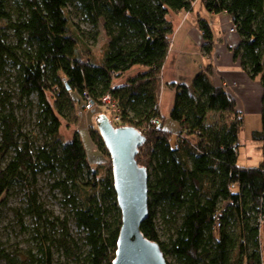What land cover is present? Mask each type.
Instances as JSON below:
<instances>
[{
  "label": "trees",
  "instance_id": "trees-1",
  "mask_svg": "<svg viewBox=\"0 0 264 264\" xmlns=\"http://www.w3.org/2000/svg\"><path fill=\"white\" fill-rule=\"evenodd\" d=\"M196 1L0 0V79L9 66L14 69L8 77L13 88L0 83V159L8 156L5 166L0 163V204L18 183L31 188L39 174L47 173L69 207L67 216L50 221L36 189L28 193L29 211L60 230L57 235L45 227L40 255L30 256L33 264H55L53 244L78 264L116 259L122 211L113 165L101 177L80 134L71 140L61 134L64 120L77 123L78 102L87 108L91 100L90 110H100L96 118L108 115L103 102L108 94L119 110L118 125L146 135L137 156L149 174V217L141 230L160 244L168 264H173L169 257L177 264H264V161L238 164L245 115L210 80L211 63L191 86L171 84L176 99L170 117L179 122L180 132L162 125V70L174 32L169 16L193 10ZM202 1L208 12L231 16L242 39L235 56L264 87V0ZM71 7L93 28V40L102 25L108 41L101 58L83 44ZM199 24L210 56L213 30L206 19ZM137 67L140 71L124 85H114ZM17 106L36 110L39 134L24 130ZM212 112L221 115L217 123L209 121ZM90 135L111 158L98 126L90 128ZM252 136L264 147V108L262 129ZM70 220L84 237L72 236ZM0 259L14 262L1 242Z\"/></svg>",
  "mask_w": 264,
  "mask_h": 264
},
{
  "label": "rangeland",
  "instance_id": "rangeland-1",
  "mask_svg": "<svg viewBox=\"0 0 264 264\" xmlns=\"http://www.w3.org/2000/svg\"><path fill=\"white\" fill-rule=\"evenodd\" d=\"M203 6V1L197 3L198 6ZM71 19L78 24L79 33L83 44L88 47V49L97 57L101 58L105 45L108 41L106 33L100 25L99 37L97 40H93L91 35L94 33L93 28L77 14L74 7L70 8ZM12 41H15L14 38ZM14 69L12 66L7 68V74L1 76L0 83L6 89H12L9 82V78H12V73ZM133 71H128L124 75L116 78L114 80L115 86H122L126 83L127 79L132 75ZM135 75V74H134ZM13 82V80L11 79ZM9 91V90H8ZM17 103V99H15ZM78 110V121L77 123H70L69 121L64 120L61 128V134L65 139L71 140L74 138L76 132L81 136V139L87 150V158L91 164H97L98 170H100V176H104L111 166V158L108 154L101 152L102 155H99L98 159L93 158L94 155L91 154L90 150L92 145V138L90 135V128L93 126L97 127V114L100 111L99 109L90 110L85 108L83 102L77 103ZM36 110L29 106L19 107L17 106L16 113L23 123V128L25 131L33 132L39 134V129L37 121L35 118ZM108 116L111 115L108 113ZM225 117V116H224ZM220 113L212 112L210 114L209 120L211 123H217L221 119ZM174 123L171 117H165V130L168 129V124ZM178 126L181 125L179 122H175ZM262 129V119H259L253 114H248L245 119L244 128L240 132V147H239V156L238 164L241 166H259L261 162L264 161V147L260 141L253 139L252 133L256 130ZM169 132V131H168ZM174 134V133H173ZM41 144L42 136L40 135ZM102 158V160H101ZM99 160V161H98ZM8 162V156L4 159H0V163L5 166ZM98 162V163H97ZM54 176L43 173L38 175L37 183L34 184L31 188L18 183L13 189L7 193L6 197L0 204V242L3 243L4 249L6 250L9 257L14 260V262H8L6 259H0V264H33L31 262L30 256L40 255V248L43 242V235L45 233V227H47L52 233L59 235V229L57 228L54 231V228H50L46 225L45 221H40L35 214H32L29 211V200L28 193L32 192V189H36L40 203L44 205V210H47V216L50 221L54 220V217H60L61 219L67 216L69 213V207H67L64 200V196L58 190H54ZM69 226L71 227V234L73 237L81 238L84 237L82 231H79L73 220H70ZM161 231L162 225L160 226ZM51 233V232H49ZM51 235H54L52 234ZM58 237V236H57ZM261 243L264 247V228L260 232ZM53 259L55 264H78L75 260L67 259L65 255L56 248L52 246ZM169 261L173 264L177 262L169 257ZM263 262H264V250H263Z\"/></svg>",
  "mask_w": 264,
  "mask_h": 264
},
{
  "label": "crops",
  "instance_id": "crops-1",
  "mask_svg": "<svg viewBox=\"0 0 264 264\" xmlns=\"http://www.w3.org/2000/svg\"><path fill=\"white\" fill-rule=\"evenodd\" d=\"M200 1H196L191 11L171 12L169 16L174 32L162 70L160 109L164 117L163 128L165 117H170L176 99V89L171 84L191 86L195 76L205 71L210 63L213 65L210 80L215 86L223 87L236 100L237 109L244 113L245 119L248 114L262 119L264 87L260 78L250 77L242 67L241 59L235 56L242 39L237 31L232 30L234 22L231 16L226 13H210L204 5L197 7ZM200 18L206 19L213 30L214 46L210 56L204 51L205 39L199 24ZM132 71L134 75L140 69L137 67ZM175 122L168 124L167 131L177 134L181 128ZM92 145L93 151L90 152L96 161L98 154L102 153L93 141Z\"/></svg>",
  "mask_w": 264,
  "mask_h": 264
},
{
  "label": "water",
  "instance_id": "water-1",
  "mask_svg": "<svg viewBox=\"0 0 264 264\" xmlns=\"http://www.w3.org/2000/svg\"><path fill=\"white\" fill-rule=\"evenodd\" d=\"M97 126L111 155L122 211L119 246L113 264H168L160 244L148 239L141 230L149 217V174L146 167L140 166L137 156L146 135L133 126L115 127L106 114L99 115Z\"/></svg>",
  "mask_w": 264,
  "mask_h": 264
},
{
  "label": "built area",
  "instance_id": "built-area-1",
  "mask_svg": "<svg viewBox=\"0 0 264 264\" xmlns=\"http://www.w3.org/2000/svg\"><path fill=\"white\" fill-rule=\"evenodd\" d=\"M232 30L236 31V27L234 26V28ZM103 102H104V105L107 108L109 114L111 115V117L109 116V118H110L112 124L115 127L122 126V125H118V121L120 120L119 110H118L116 104L113 102L111 95L110 94L106 95L103 99ZM92 106H93V102L91 100L88 101L87 108L90 109ZM160 123H161V120H159V119L155 120L156 125H159ZM217 223H218V227H220L221 223H220L219 217H217Z\"/></svg>",
  "mask_w": 264,
  "mask_h": 264
}]
</instances>
